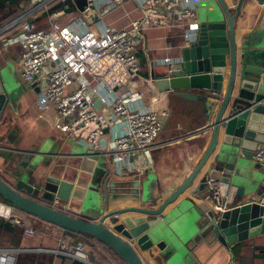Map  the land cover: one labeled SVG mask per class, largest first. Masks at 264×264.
I'll list each match as a JSON object with an SVG mask.
<instances>
[{"label":"crops","instance_id":"crops-1","mask_svg":"<svg viewBox=\"0 0 264 264\" xmlns=\"http://www.w3.org/2000/svg\"><path fill=\"white\" fill-rule=\"evenodd\" d=\"M29 1L10 3L0 0V68L6 72L14 92L12 105L6 108L0 118V174L10 180L6 172L18 169L42 176V184L48 183L50 187L53 184L46 180L47 176L73 182L79 185V193L70 201L63 200L66 207L63 204L61 206L71 214L97 220L106 211L96 199L99 200L100 194L106 192L107 183L114 181L115 174L118 173L113 157L100 154L88 145L67 136L54 124L56 111L49 102L42 99L40 86L30 84L21 74L24 46L21 43L4 44L3 36L8 38L20 33V26L27 19L19 23L16 20L30 8ZM210 1L214 0L198 2L199 24ZM225 2L231 13L237 16L236 31L239 38L247 43L244 48L257 51L258 57L263 56L264 0ZM239 3L241 7L237 9ZM70 4L68 8L77 12L71 1ZM203 9L205 10L202 13ZM138 16L135 4L128 3L115 8L104 20L116 27H123L131 24ZM46 20V15H43L36 23L43 26ZM61 21L65 22V19ZM10 23L16 24L4 30ZM183 32L184 26H179L142 33V41L138 46L141 77L132 84L135 91L144 92L143 103L147 107L168 110L169 117L149 153L130 161L122 169L125 175L140 174L147 177L151 190L160 197L170 195L195 169L211 136L210 108L204 91H161L156 86L157 79L170 76L171 73L167 65H155L153 61L165 56L182 57L181 49L185 44ZM34 154L38 156L33 158ZM252 163V171L262 172L254 160ZM221 183L228 198L231 199L230 195H233L236 202L242 199L237 194V186ZM205 192L210 195L209 186ZM48 199L52 200L53 197ZM0 217L11 220L15 227L23 228L20 236L16 235L15 239L11 232H3V237H0V249H12V264H100L96 255L98 253L94 250L114 253L89 235L62 229L13 207L4 199L0 201ZM12 217L21 218L22 224L15 223ZM26 219L39 225L37 233L26 234ZM196 220L197 217L191 216L185 221L187 234L192 235L197 231ZM106 224L111 225L108 220ZM78 245L82 246L81 251L85 258L77 256ZM140 255L145 264H168L163 252L156 246L140 251ZM188 264H264V234L231 247L215 242H200L193 249Z\"/></svg>","mask_w":264,"mask_h":264},{"label":"water","instance_id":"water-1","mask_svg":"<svg viewBox=\"0 0 264 264\" xmlns=\"http://www.w3.org/2000/svg\"><path fill=\"white\" fill-rule=\"evenodd\" d=\"M73 1L85 11L87 0ZM214 1L206 6L197 41L181 49V68L156 81L161 91L202 90L210 108L208 147L181 185L160 197L147 177L117 173L96 199L106 211L97 220L52 206L55 198L70 201L80 187L51 176L46 177L50 187L42 184V176L18 169L7 172L10 180L0 174V197L41 220L93 237L126 264H145L140 251L153 246L168 264H188L200 242L231 247L264 234V173L252 171L253 154L264 145V53L258 57L257 51L244 48L236 14L225 0ZM86 19L94 23L99 14L92 10ZM11 84L0 68V118L13 102ZM208 178L237 186L243 200H233L223 211L213 208L205 192ZM191 216L197 217V231L189 235L185 221Z\"/></svg>","mask_w":264,"mask_h":264},{"label":"built area","instance_id":"built-area-1","mask_svg":"<svg viewBox=\"0 0 264 264\" xmlns=\"http://www.w3.org/2000/svg\"><path fill=\"white\" fill-rule=\"evenodd\" d=\"M70 1L77 12L66 5ZM199 1L87 0L81 12L73 0H30V8L16 20L27 19L20 33L3 36L4 44L24 46L21 74L30 84L40 86L42 99L56 111L54 124L100 154L111 155L117 172L124 174L125 164L149 153L169 117L168 110L147 107L144 92L132 88L141 77L138 46L142 33L184 26L183 47L190 46L199 33ZM128 3H134L139 13L131 24L116 27L104 20ZM92 10L99 14L94 23L86 19ZM43 15L46 23L38 26L36 21ZM16 23L7 24L4 30ZM153 63L167 65L172 74L181 68L182 57L165 56ZM253 160L264 173V145L254 152ZM207 181L212 207L223 211L233 202V195L228 198L222 183L214 178ZM50 204L64 211L61 205H67L58 198ZM12 220L22 224L18 217ZM25 232L34 234L29 228ZM12 257V249H0V264H12Z\"/></svg>","mask_w":264,"mask_h":264},{"label":"rangeland","instance_id":"rangeland-1","mask_svg":"<svg viewBox=\"0 0 264 264\" xmlns=\"http://www.w3.org/2000/svg\"><path fill=\"white\" fill-rule=\"evenodd\" d=\"M216 3V1H210V3H208V5L207 6H211L212 4H215ZM204 10L205 9H203L202 10V13L204 12ZM247 170H248V167H247ZM246 170V171H247ZM249 171H250V173H251V170L249 169ZM8 172V171H7ZM7 172H6V174H7ZM255 173H260V174H262V172L261 171H258V172H255ZM254 183L253 182H251L250 183V186H252ZM0 201L2 202V198L0 197ZM19 219H21V218H19ZM26 221H27V223H28V226H27V228H29V229H32L35 233H37L38 232V230L40 229L39 228V225L38 224H36V223H32V222H30L29 220H27L26 219ZM36 235V234H35ZM81 249H82V246H81ZM81 249H79V245L77 246V256H79V257H82V258H85L84 257V254H83V252L81 251ZM95 252H97L98 254H96L97 255V257H98V262L100 263V264H126L123 260H121V258H119V256H117L116 254H114V253H112V252H109V251H106V250H103V252L102 251H96V250H94ZM79 253H81V255L79 254ZM89 253H91L90 251H89ZM74 254V253H73ZM83 255V256H82Z\"/></svg>","mask_w":264,"mask_h":264},{"label":"trees","instance_id":"trees-1","mask_svg":"<svg viewBox=\"0 0 264 264\" xmlns=\"http://www.w3.org/2000/svg\"><path fill=\"white\" fill-rule=\"evenodd\" d=\"M4 1H8L10 3H18L21 0H4ZM68 7H70V2L67 3ZM60 6V5H59ZM62 6V5H61ZM23 231L22 227H15L12 223L11 220H6L4 218L0 217V237H3L1 234L3 232H11L14 234V239L18 236H20V233ZM17 235V236H16ZM1 241V240H0ZM101 243V242H100ZM2 244V243H1ZM102 245H104L103 243H101ZM106 246V245H104ZM107 247V246H106ZM109 248V247H108ZM110 249V248H109ZM114 252V251H113ZM115 253V252H114ZM123 260V259H122ZM124 261V260H123ZM74 264H83L81 262H75Z\"/></svg>","mask_w":264,"mask_h":264}]
</instances>
